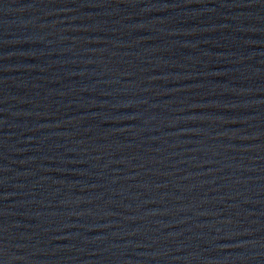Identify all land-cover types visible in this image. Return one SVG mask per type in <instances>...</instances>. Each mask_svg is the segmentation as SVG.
I'll return each mask as SVG.
<instances>
[{
  "label": "water",
  "instance_id": "95a60500",
  "mask_svg": "<svg viewBox=\"0 0 264 264\" xmlns=\"http://www.w3.org/2000/svg\"><path fill=\"white\" fill-rule=\"evenodd\" d=\"M0 264H264V0H0Z\"/></svg>",
  "mask_w": 264,
  "mask_h": 264
}]
</instances>
